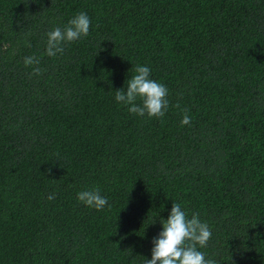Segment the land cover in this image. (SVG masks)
Masks as SVG:
<instances>
[{
	"label": "trees",
	"instance_id": "1",
	"mask_svg": "<svg viewBox=\"0 0 264 264\" xmlns=\"http://www.w3.org/2000/svg\"><path fill=\"white\" fill-rule=\"evenodd\" d=\"M0 264H264V0H0Z\"/></svg>",
	"mask_w": 264,
	"mask_h": 264
}]
</instances>
